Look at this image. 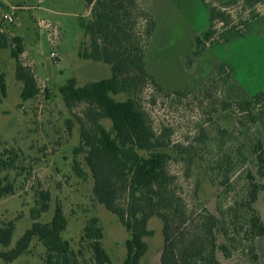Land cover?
Wrapping results in <instances>:
<instances>
[{"label": "trees", "instance_id": "1", "mask_svg": "<svg viewBox=\"0 0 264 264\" xmlns=\"http://www.w3.org/2000/svg\"><path fill=\"white\" fill-rule=\"evenodd\" d=\"M236 1L217 0L224 7ZM261 1L243 3L251 8ZM205 7L209 25L195 37L193 57L204 51L206 43L217 44L219 39L226 41L241 34L233 26L214 40L217 31L213 23L224 26L230 15L217 7ZM10 10L0 1V14ZM87 11L78 19L87 39L81 43L78 57L108 65L110 76L82 86L72 78L58 92L69 112L82 107L73 115L79 134L78 145L72 150L73 171L79 178L85 177L76 159L81 157L92 179V201L113 214L128 233L122 264H140L148 248L146 239L153 235L148 228L153 217L161 222L160 264H222L219 255L224 260L238 255L244 262L255 263L257 242L264 237V222L255 207L264 189V93L229 97L223 91L231 74L221 64L195 90L160 86L145 61L155 23L138 0H87ZM241 23L248 29L247 20ZM1 27L0 22V50H9L15 62L20 100H33L41 90L32 69L21 61L22 39ZM150 84L166 95L200 94L207 100L201 110L204 119L191 138L175 142L169 127L155 130L139 99ZM43 92L48 99V89ZM6 96L5 74L0 69V103ZM66 123L70 132L73 123ZM10 164L0 162V199L14 194V183L2 174L11 170ZM170 165H177L183 178L194 180L190 201L185 202L178 193ZM196 168L218 187L214 213L198 197ZM37 194L30 213L33 222L14 244V226L0 225V264H17L30 253L34 242L42 248L38 264H112L96 217L86 222L75 247L63 237L67 219L61 207L54 208L50 221L39 220L49 210L50 196L42 190Z\"/></svg>", "mask_w": 264, "mask_h": 264}, {"label": "rangeland", "instance_id": "2", "mask_svg": "<svg viewBox=\"0 0 264 264\" xmlns=\"http://www.w3.org/2000/svg\"><path fill=\"white\" fill-rule=\"evenodd\" d=\"M10 7H22L11 23L2 21L1 28L9 35L22 39L24 53L21 61L30 67L41 93L33 100L22 102L19 94L21 83L15 79V62L9 50H0V69L5 74L7 96L0 103V162L11 163L8 175L14 183V194L0 199V225L14 226L12 244L18 240L33 222L30 213L35 207L37 191L48 192L49 210L40 216L42 222L50 221L54 208L59 206L67 219L63 237L77 247L86 222L96 217L103 230L102 244L112 264H122L128 233L117 218L92 201V179L81 157H77L85 172L79 178L73 171V148L78 145L79 134L75 117L82 107L72 112L65 107L58 88L74 78L77 85L106 79L110 76L108 65L82 60L78 57L81 43H86L78 19L87 14V0H6ZM143 10L155 23L154 31L145 51V61L160 86L177 90H195L218 65H225L231 74L226 87L229 97L243 98L254 93H264V1L254 7H244L243 0L224 7L217 0H138ZM205 5L220 8L230 15L226 25L214 22L217 31L213 39L232 31L240 36L228 37L226 41L206 43L204 51L193 57L194 39L208 27L209 14ZM22 13V14H21ZM252 13L254 15H252ZM29 14L31 21L25 19ZM249 22L248 29L241 21ZM32 22V23H31ZM56 27L59 40L50 43L47 26ZM144 23L140 21L141 32ZM224 27V28H223ZM54 52L56 57H50ZM48 89V99L43 90ZM223 94V93H222ZM216 97L220 94L216 93ZM140 102L149 113L155 130L169 127L172 140L183 142L195 134L196 125L204 117L201 110L207 104L199 94L178 97L166 95L150 84L139 94ZM67 120L72 121L70 132ZM108 126V123H106ZM264 143V131H263ZM169 171L177 177L178 193L185 202L190 201L194 180L185 179L177 165ZM200 181L198 197L205 207L214 213L218 187L195 169ZM264 222V189L255 205ZM153 235L146 239L147 251L140 264H160L162 249L161 222L153 217L148 223ZM30 253L16 263L38 264L42 248L33 243ZM258 260L242 261L238 255L229 260L219 259L222 264H264V237L257 242Z\"/></svg>", "mask_w": 264, "mask_h": 264}, {"label": "built area", "instance_id": "3", "mask_svg": "<svg viewBox=\"0 0 264 264\" xmlns=\"http://www.w3.org/2000/svg\"><path fill=\"white\" fill-rule=\"evenodd\" d=\"M10 12L8 13H2L0 14V19L3 21H9L11 22L13 20V17L16 15V12H22L23 8L22 7H10ZM47 31H48V35H49V39H50V43L52 46H55L56 42H58L59 38V34L58 32H56V27L54 26H47ZM50 57L54 58L56 57L54 52H51Z\"/></svg>", "mask_w": 264, "mask_h": 264}, {"label": "crops", "instance_id": "4", "mask_svg": "<svg viewBox=\"0 0 264 264\" xmlns=\"http://www.w3.org/2000/svg\"><path fill=\"white\" fill-rule=\"evenodd\" d=\"M3 4H5L6 6L10 7L12 6L11 3H9L8 1L6 0H0ZM22 14V13H21ZM87 14H88V11H87ZM86 14V15H87ZM22 16H25V19H28V22L31 21V18L29 17L30 15L29 14H26V15H22ZM32 23V22H31Z\"/></svg>", "mask_w": 264, "mask_h": 264}]
</instances>
